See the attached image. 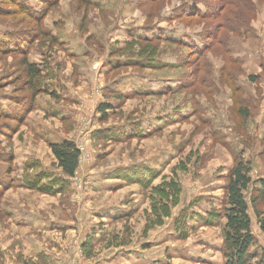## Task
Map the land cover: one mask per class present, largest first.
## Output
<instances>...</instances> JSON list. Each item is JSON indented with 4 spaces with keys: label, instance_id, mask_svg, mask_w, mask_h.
<instances>
[{
    "label": "rangeland",
    "instance_id": "rangeland-1",
    "mask_svg": "<svg viewBox=\"0 0 264 264\" xmlns=\"http://www.w3.org/2000/svg\"><path fill=\"white\" fill-rule=\"evenodd\" d=\"M229 3L0 0V264H224L236 157L264 264V0Z\"/></svg>",
    "mask_w": 264,
    "mask_h": 264
},
{
    "label": "trees",
    "instance_id": "trees-1",
    "mask_svg": "<svg viewBox=\"0 0 264 264\" xmlns=\"http://www.w3.org/2000/svg\"><path fill=\"white\" fill-rule=\"evenodd\" d=\"M55 4L56 2L54 4L50 3V8L54 7ZM227 4L230 5L229 0H221L224 11L228 7ZM48 7L46 8L47 14L49 13ZM26 67L29 74L33 75L34 68L32 66ZM252 80L255 79L252 78ZM101 109L104 112L103 119H107L106 110L110 109V106H102ZM50 147L63 174L70 178L75 177L80 167L82 158L81 150L73 142L52 144ZM251 173V162L246 161L243 157H236L234 166L228 175L225 201L222 207V214L226 220L223 247L224 264H253V261L257 258L252 253V248L256 244V238L252 232V220L245 195L250 189V186L253 185ZM261 183L263 188L260 199L264 201V180ZM164 190L160 193L168 200L170 195H175L173 203L176 205L178 203L177 197L180 194L178 186H172L170 190L172 194ZM258 217L260 219L261 230L264 233V213H259Z\"/></svg>",
    "mask_w": 264,
    "mask_h": 264
}]
</instances>
